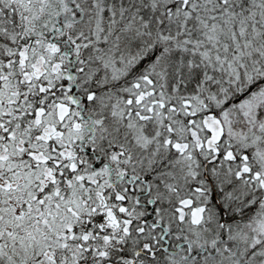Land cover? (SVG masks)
Wrapping results in <instances>:
<instances>
[{
  "label": "snow or ice",
  "instance_id": "1",
  "mask_svg": "<svg viewBox=\"0 0 264 264\" xmlns=\"http://www.w3.org/2000/svg\"><path fill=\"white\" fill-rule=\"evenodd\" d=\"M0 264H264V0H0Z\"/></svg>",
  "mask_w": 264,
  "mask_h": 264
}]
</instances>
